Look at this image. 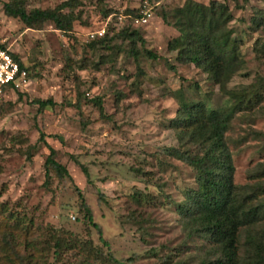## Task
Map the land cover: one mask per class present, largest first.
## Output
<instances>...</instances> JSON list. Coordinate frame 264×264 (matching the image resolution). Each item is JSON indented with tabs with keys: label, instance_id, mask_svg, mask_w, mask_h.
Instances as JSON below:
<instances>
[{
	"label": "rangeland",
	"instance_id": "1",
	"mask_svg": "<svg viewBox=\"0 0 264 264\" xmlns=\"http://www.w3.org/2000/svg\"><path fill=\"white\" fill-rule=\"evenodd\" d=\"M7 1L0 0V46L26 69L29 84L0 102V264H114L83 220L75 188L116 261L134 256L129 264L213 262L212 242L188 238L186 218L176 210L195 188L194 171L169 150L195 153L197 146L180 141L170 123L180 102L216 109L232 102L198 69L178 63L176 54L166 50L178 32L160 15L184 0H76L68 33L50 22L39 30L25 28L3 14ZM65 1L24 4L29 12L52 10ZM214 1L225 3L232 15L227 27L243 61L226 89L256 95L248 108L233 115L223 136L233 184L243 196L264 189V53L255 52L264 45V0H236L240 9L230 0ZM143 2L151 14L143 25L129 18L106 21L100 14L138 17ZM102 29L101 37L94 34ZM122 30L136 31L144 42L135 44L136 59L132 45L117 36ZM143 50L157 59L146 58ZM46 100L53 105L39 109L34 104ZM46 146L71 181L49 171L44 187ZM73 160L85 168L87 178ZM56 238L68 250L54 257ZM241 243L242 235L239 250ZM152 249L154 254L146 255Z\"/></svg>",
	"mask_w": 264,
	"mask_h": 264
},
{
	"label": "trees",
	"instance_id": "2",
	"mask_svg": "<svg viewBox=\"0 0 264 264\" xmlns=\"http://www.w3.org/2000/svg\"><path fill=\"white\" fill-rule=\"evenodd\" d=\"M230 1L240 9L236 0ZM76 6V0H67L52 10L27 12L24 0H8L2 5V11L6 17L17 19L27 29L39 30L43 23L50 22L55 30L68 33L75 21L72 10ZM100 14L105 19L111 16V19L116 20V13L102 11ZM160 17L164 24L173 26L178 32L177 37L167 42L166 50L176 54L175 60L178 63L190 64L198 69L211 85L222 91L232 102L228 107L218 109L206 107L201 102H180L176 118L170 123L180 141L186 139L188 143L193 142L197 146L195 153L169 150L173 159L194 171L195 188L186 193V203L181 208L176 207L177 212L186 218L184 226L188 230L187 237L201 236L212 242L215 259L213 262L201 264H264V189L259 187L249 194H238V187L233 184L231 155L223 139L233 115L242 108H248L256 97L253 95L250 98L245 91L237 93L226 89L229 80L243 65L238 50L239 43L232 38V31L227 27L233 19L232 15L225 3L210 0L202 4L184 0L180 7L169 13H161ZM169 19L173 23H169ZM117 36L132 45L130 52L136 59L139 55L134 49L136 42L140 46L144 44L139 34L136 31L122 30ZM255 52L264 53V45ZM142 53L150 60L157 59V56L148 50H143ZM11 57L23 68L15 56ZM168 68L172 72L175 71L172 66ZM34 104L39 109L53 105L50 100L34 101ZM93 104L102 116L100 100L95 99ZM39 140L43 141L42 134L39 135ZM46 149L48 154L43 163L44 187L49 182V171H52L56 178L71 181L67 170L55 161L54 150L48 146ZM73 162L78 165L76 161ZM78 166L87 178L85 168ZM260 173V176L264 177V169H261ZM74 190L80 201L83 220L93 228L99 242L107 250V259L114 264L132 262L134 256L122 262L116 261L109 253L108 243L102 239L99 226L92 221L91 213L78 190ZM67 246L61 239L56 238L52 245L54 257L63 249L68 250ZM154 252V249L149 250L146 255H152ZM167 260L163 259V263L167 264Z\"/></svg>",
	"mask_w": 264,
	"mask_h": 264
},
{
	"label": "built area",
	"instance_id": "3",
	"mask_svg": "<svg viewBox=\"0 0 264 264\" xmlns=\"http://www.w3.org/2000/svg\"><path fill=\"white\" fill-rule=\"evenodd\" d=\"M145 6L143 11H140L138 17L130 18L129 16H115L116 20L120 22L127 18L131 19L133 24H145L150 18V11ZM111 16L106 18L109 21ZM103 29L94 33L98 37L103 35ZM27 72L24 68H20L18 63L14 61L9 53V51L3 47H0V102L10 94H15L17 92H22L28 86Z\"/></svg>",
	"mask_w": 264,
	"mask_h": 264
}]
</instances>
